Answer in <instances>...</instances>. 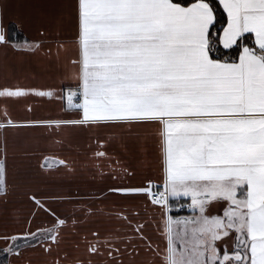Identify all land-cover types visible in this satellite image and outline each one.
<instances>
[{
    "label": "snow or ice",
    "instance_id": "1",
    "mask_svg": "<svg viewBox=\"0 0 264 264\" xmlns=\"http://www.w3.org/2000/svg\"><path fill=\"white\" fill-rule=\"evenodd\" d=\"M74 13L75 35L57 54L72 53L76 84L65 100L78 118L21 125L10 104L53 92L0 85V131L80 126L101 148L119 138L143 141L145 153L154 141L159 182L125 183L137 171L121 164L110 173L117 183L89 194L106 209L89 203L70 215L53 204L80 206L78 193L31 196L32 219L43 212L49 224L0 233V254L20 260L40 248L51 264H135L142 246L153 264H264V0H75ZM9 40L0 15V44ZM6 174L5 155V187ZM111 196L142 199L144 210ZM98 215L116 226L77 240L82 254H53L69 225Z\"/></svg>",
    "mask_w": 264,
    "mask_h": 264
},
{
    "label": "crops",
    "instance_id": "2",
    "mask_svg": "<svg viewBox=\"0 0 264 264\" xmlns=\"http://www.w3.org/2000/svg\"><path fill=\"white\" fill-rule=\"evenodd\" d=\"M74 4L75 0H0V15L7 35L8 29L15 26L22 36L17 43L9 41L7 45L0 44V85L53 92L51 97L29 95L10 104L13 117L21 125L30 120L78 118V110L69 107L65 100L68 91L75 90L76 84V69L69 62L72 53L61 51L57 54V45L70 43L75 35ZM37 42L41 43L39 51H35ZM2 107L3 104L0 103V108ZM29 108L31 111H28ZM97 135L80 126H65L56 130L20 126L7 134L0 131V163L5 162L6 155L7 170H50L63 166L59 163L60 160L73 163L66 159L68 155L85 148L96 161L99 157L94 153L105 149L107 151L109 147L119 152L117 155L137 171L135 179L125 180V183H146V177L159 182L157 177L160 172L155 159L157 152L154 141L148 142L149 151L145 153L142 148L143 141L119 138L110 139L104 148H101L95 138ZM122 149L125 151L122 152ZM116 161L118 163H115V171L122 173L120 165L123 163L119 159ZM11 183L8 171L6 187L0 185V216L18 215L16 200L11 204V199H7ZM125 203L144 210L145 201L142 199ZM148 219H151V212ZM150 233L154 238L158 236L154 223ZM127 259L126 257L125 260ZM133 259L135 264H153L155 255L141 246L139 254Z\"/></svg>",
    "mask_w": 264,
    "mask_h": 264
},
{
    "label": "trees",
    "instance_id": "3",
    "mask_svg": "<svg viewBox=\"0 0 264 264\" xmlns=\"http://www.w3.org/2000/svg\"><path fill=\"white\" fill-rule=\"evenodd\" d=\"M8 31L9 41L11 42L17 43L22 37L15 26H11ZM123 151L125 149H122ZM107 152L110 158H99L96 161L90 157L91 152L87 151L86 148L80 152L71 153L66 158L69 162H73L69 163L70 168L68 169L64 166H59L50 170L41 168H14L7 170V175L9 171L12 180L7 199H11V204H14L16 200L18 215L16 217L0 216V233H19L27 227L29 220L32 221L33 228L37 224L43 223L46 226L49 224L51 218L43 212L38 213L37 218L32 219L31 214L34 211V203L30 199L31 196H35L37 199H48L65 193H78L84 201V204L80 206L53 204L54 207L61 208L65 215H70L74 208L78 212L79 207L87 206L89 203L100 209H106L107 202L101 203L94 197L89 196V194L106 190L109 186L117 183L110 175L115 170L113 160L119 159L125 164V160L117 155L119 152L109 147ZM101 172L104 173L103 176L99 174ZM109 200L120 201V197L111 196ZM120 202L125 203V201ZM115 226V222L109 221L106 216H84L77 226L72 227L69 225L68 230L63 233L64 239L60 248L57 250L53 246V254H55V251H59L62 256L65 253L69 255L82 254L83 248L79 252L74 248V243L77 240H80L93 229L100 228L104 230ZM2 247L3 245L0 244V248ZM51 260L52 256L46 255L40 248L23 251L22 259L20 260L0 254V264H51Z\"/></svg>",
    "mask_w": 264,
    "mask_h": 264
},
{
    "label": "built area",
    "instance_id": "4",
    "mask_svg": "<svg viewBox=\"0 0 264 264\" xmlns=\"http://www.w3.org/2000/svg\"><path fill=\"white\" fill-rule=\"evenodd\" d=\"M183 213L185 214L186 212H182V213H180V214H183Z\"/></svg>",
    "mask_w": 264,
    "mask_h": 264
}]
</instances>
